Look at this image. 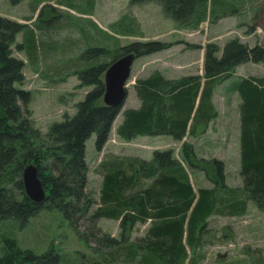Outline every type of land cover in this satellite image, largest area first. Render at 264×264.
<instances>
[{
	"label": "trees",
	"instance_id": "obj_1",
	"mask_svg": "<svg viewBox=\"0 0 264 264\" xmlns=\"http://www.w3.org/2000/svg\"><path fill=\"white\" fill-rule=\"evenodd\" d=\"M208 1L134 0V3L157 2L167 17L189 28L204 22ZM24 27L0 15V222L14 221L24 227L42 208L56 210L64 215L80 239L88 245L95 243V250L120 245L124 240L103 233L97 224L99 219L120 220L122 228L151 222L137 247L127 248V260L139 249L145 264H183L189 257V249L195 255L202 245L212 216H245L250 203L264 212V76L243 77L233 85L242 99V187L228 186L225 163L212 159L208 165L214 174V186L195 190L187 166L201 169L199 163L207 161L199 158L193 145L187 142L182 148L183 161L175 158L172 149L156 150L150 161L119 156L103 160L102 189L99 200H95L88 191L87 142L95 135V147L102 151L123 108L107 106L102 101L104 73L109 64H94L77 73L81 85H93L94 89L77 104L72 118L55 123L43 134L36 128L28 108L32 93L18 87L26 81L25 63L11 53L16 36ZM32 35L29 46L34 49V31ZM169 47L171 43L162 41H138L123 47L120 56L135 52L139 58ZM219 52L217 45L208 46L203 78L190 75L169 79L158 70L139 78L134 88L141 105L124 111L117 134L126 140L166 135L179 141L188 133L192 137L204 134L218 116L213 103L217 84L243 63H264L261 44L250 47L232 39L220 57ZM109 54L108 48L100 47L88 50L82 57L93 60ZM30 163L39 167L47 190V199L42 204L32 202L24 189L23 171ZM16 190L22 192L21 198ZM93 206L97 207L90 215ZM86 217L93 224L91 231L79 227L78 223ZM1 244L0 264H63L54 247L38 255L22 249L12 232L3 236Z\"/></svg>",
	"mask_w": 264,
	"mask_h": 264
},
{
	"label": "rangeland",
	"instance_id": "obj_2",
	"mask_svg": "<svg viewBox=\"0 0 264 264\" xmlns=\"http://www.w3.org/2000/svg\"><path fill=\"white\" fill-rule=\"evenodd\" d=\"M207 6L204 22L186 28L167 17L157 2L0 0V15L25 26L16 36L11 53L25 63L26 81L18 87L32 93L28 108L36 128L43 134H47L55 123L66 117L72 118L77 112V104L94 89L93 85H81L79 71L94 64L107 66L123 53V47L138 41L171 43L168 49L136 60L128 82L129 95L105 148L97 151L95 135L87 142L88 191L95 200H99L102 189L100 164L103 160L119 156L150 161L156 150L172 149L175 158L183 161L182 148L187 142L193 145L199 158L207 161L199 163L206 171L187 166L195 190L214 186V174L208 165L212 159L225 163L228 186H243L240 158L242 99L233 85L243 77H263L264 63H243L217 84L213 103L218 116L204 134L192 137L188 133L182 141L166 135L126 140L117 134L124 111L141 105L134 88L139 78H146L157 70L169 79L190 75L203 78L206 50L210 44L219 47V57L232 39H239L250 47L264 46V0H209ZM32 31L34 49L29 46ZM100 47L108 48L110 54L93 60L82 57L88 50ZM16 194L21 198V191L16 190ZM96 207H92L90 215ZM78 224L82 231H91L93 226L89 217ZM97 224L103 233L124 239L122 243L95 250V243L88 245L80 239L62 213L42 208L24 227L14 221L0 222V253L1 239L12 232L22 249L38 255L54 247L62 256L63 264H145L139 249H135V255L127 260V248L136 246L147 235L151 222L122 228L120 220L101 218ZM206 231L197 253L192 255L189 249V257L183 264H264V212L253 203L242 217L212 216Z\"/></svg>",
	"mask_w": 264,
	"mask_h": 264
},
{
	"label": "water",
	"instance_id": "obj_3",
	"mask_svg": "<svg viewBox=\"0 0 264 264\" xmlns=\"http://www.w3.org/2000/svg\"><path fill=\"white\" fill-rule=\"evenodd\" d=\"M138 56L128 52L112 61L104 73L105 93L103 102L107 106H123L129 92L128 82ZM23 184L28 198L35 204H42L47 199V190L40 178L39 167L30 163L23 171Z\"/></svg>",
	"mask_w": 264,
	"mask_h": 264
}]
</instances>
